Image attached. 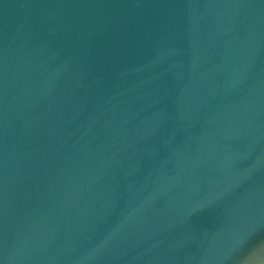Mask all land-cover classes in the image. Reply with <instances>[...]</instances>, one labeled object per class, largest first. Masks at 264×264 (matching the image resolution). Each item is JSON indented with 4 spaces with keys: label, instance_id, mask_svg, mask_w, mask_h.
Listing matches in <instances>:
<instances>
[{
    "label": "water",
    "instance_id": "water-1",
    "mask_svg": "<svg viewBox=\"0 0 264 264\" xmlns=\"http://www.w3.org/2000/svg\"><path fill=\"white\" fill-rule=\"evenodd\" d=\"M0 264H264V0H0Z\"/></svg>",
    "mask_w": 264,
    "mask_h": 264
}]
</instances>
